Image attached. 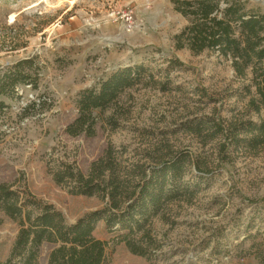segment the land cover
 <instances>
[{"label":"rangeland","instance_id":"374dc122","mask_svg":"<svg viewBox=\"0 0 264 264\" xmlns=\"http://www.w3.org/2000/svg\"><path fill=\"white\" fill-rule=\"evenodd\" d=\"M40 1L0 0V69L33 59L31 72L39 73L37 89L22 85L15 97L0 98L7 105L0 112V185L52 206L73 225L106 202L73 194L69 179L57 183L67 166L88 177L108 151L112 161L102 168L117 173L180 153L199 156L206 173L194 197L169 203L144 232L129 236L146 256L118 242L129 231L110 232L98 222L93 237L107 243V264H264V132L263 143L250 147L260 134L250 124L264 123V107L251 104L261 106L253 71L261 66L240 77L231 56L178 50L175 37L191 19L172 0ZM226 1L264 14V0H219L222 9ZM135 65L145 68L141 82L92 110L95 135L68 134L81 94ZM219 125L238 126L239 142L225 146ZM192 171L191 162L184 180ZM19 231L0 211V264ZM54 248L43 244L38 264H49Z\"/></svg>","mask_w":264,"mask_h":264},{"label":"trees","instance_id":"16d2710c","mask_svg":"<svg viewBox=\"0 0 264 264\" xmlns=\"http://www.w3.org/2000/svg\"><path fill=\"white\" fill-rule=\"evenodd\" d=\"M172 2L176 11L191 19L190 25L175 37L178 50L188 48L194 54L210 50L225 57L231 56L240 77H245L250 67L261 66L259 71L253 68L257 74L255 83L261 106H256L254 100L251 102L259 112L264 107V14L247 11L238 1H226L224 9L219 0ZM33 62V59H24L0 69V98L15 97L22 85L38 88L39 73L34 76L31 72ZM144 72L142 65L121 69L102 81L98 88L82 93L78 101L79 116L69 125L67 133L94 136L96 120L92 110L109 107L126 89L140 83ZM6 108V103L0 99V112ZM200 125L194 131L200 133L204 122L201 121ZM250 125L252 131L260 132L250 140V147L255 148L263 143L264 123ZM219 128L225 136V146L232 141L239 142L237 136L234 137L238 126L231 125L225 131L221 125ZM107 153V160L94 163L88 177L74 172L72 166L55 175L57 183L66 179L75 183L73 194L97 196L106 202L103 208L82 216L73 225H66L62 215L52 206L22 198L21 193L12 190L9 184L0 185V211L20 225L5 264H38L39 251L45 243L55 246L49 255V264H107V243L93 237L98 222L102 220L110 232L129 231L118 242H125L131 253L146 256V249L135 244L129 236L144 232L151 219L169 203L180 198L191 200L199 184L197 181L206 173L199 156L192 161V155L188 153H180L154 165L138 163L132 173H117L107 170V166L102 168L103 164L112 161V152ZM191 162L197 174L192 171L193 179L186 181L185 171Z\"/></svg>","mask_w":264,"mask_h":264},{"label":"bare ground","instance_id":"6f19581e","mask_svg":"<svg viewBox=\"0 0 264 264\" xmlns=\"http://www.w3.org/2000/svg\"><path fill=\"white\" fill-rule=\"evenodd\" d=\"M47 0H41L40 2H46ZM37 5V4H36ZM34 6V5H33Z\"/></svg>","mask_w":264,"mask_h":264}]
</instances>
